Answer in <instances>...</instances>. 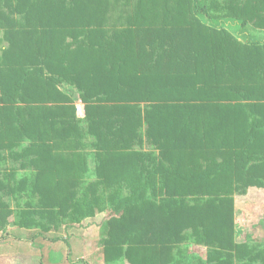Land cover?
<instances>
[{"label":"trees","instance_id":"1","mask_svg":"<svg viewBox=\"0 0 264 264\" xmlns=\"http://www.w3.org/2000/svg\"><path fill=\"white\" fill-rule=\"evenodd\" d=\"M120 3L0 0V159L26 172L0 171V232L56 241L110 205L106 264H181L186 243L201 264H264L236 239L234 199L264 190V41L224 23L264 30V0H136L111 28Z\"/></svg>","mask_w":264,"mask_h":264},{"label":"rangeland","instance_id":"2","mask_svg":"<svg viewBox=\"0 0 264 264\" xmlns=\"http://www.w3.org/2000/svg\"><path fill=\"white\" fill-rule=\"evenodd\" d=\"M136 0H121V3L116 7V9L112 12L111 18L109 21V27L111 28H124L126 27V14L132 11V4L134 5ZM225 21L224 23L227 25V30L235 35L240 40H245L247 38L257 39L258 33L257 30L252 28H248L244 31H240L238 27L233 26L234 21H230V24ZM225 25V26H226ZM246 41V40H245ZM7 44L3 40V31L0 29V52L5 49ZM62 90L75 99L77 95L76 90L71 87L64 86ZM76 107L78 109V114H83L84 107L82 104H79L77 101ZM83 153L86 156V161L89 164V167L92 169L95 167L96 162V150L94 147L93 141L88 138L84 141ZM145 148V146H144ZM9 154L3 153L2 159H0V171L4 173H8L10 171L16 172V178L12 179V186L16 184V181H19L26 172L22 171L20 168V161L14 162L8 156ZM124 195H128V191L123 192ZM235 225H236V239L239 243H247L250 245L258 246L264 248V190L262 189H253L249 190L246 195H235ZM11 200V199H10ZM14 200V199H13ZM26 201V200H25ZM23 201V202H25ZM12 208L15 207L14 201H10ZM24 204V203H23ZM23 208V206H20ZM116 212L112 206H108V208L102 212L101 214H97L94 219H84L79 224H73L64 219L63 224L60 229L54 230L56 231L58 236L62 238H68V236L73 233V236L81 234L82 232H86L87 236H85L88 241H79L83 248L82 252L88 251L89 262L93 263L99 256H103V247L100 244V241L103 237L102 226L106 223V220L109 219L112 215H115ZM14 218V217H13ZM73 239L70 236V239ZM81 240V239H80ZM183 248L187 252L188 260L181 264H201V260H205L206 252L199 248L198 245H194L191 243H186L183 245ZM87 254V253H86ZM104 258V257H103ZM101 257V260L103 259ZM82 264V263H81ZM121 264H126V261H122Z\"/></svg>","mask_w":264,"mask_h":264},{"label":"crops","instance_id":"3","mask_svg":"<svg viewBox=\"0 0 264 264\" xmlns=\"http://www.w3.org/2000/svg\"><path fill=\"white\" fill-rule=\"evenodd\" d=\"M256 30L258 35H260L257 40L264 41V30ZM144 152L154 153L158 156V151H152L146 145ZM256 189L259 190L258 188ZM90 219H94V217ZM13 220L14 218L12 217L11 221ZM39 232L37 229L20 228L14 224H10L5 231L0 232V239L2 238L3 240L0 243V264H81L82 261H86L88 264H106L104 256L100 255L95 262L91 263L88 260V256H86L89 254V250L85 251V253L84 251L82 252L83 242L81 245L79 241H88L85 237L87 236L86 232L76 236L71 233L70 236L73 241L68 240L70 236L68 238L58 236L54 230L47 236L58 238L56 241L36 238ZM199 248L203 249L207 255L208 249L206 247L199 246ZM69 253L71 254L70 257ZM101 257L104 259L103 261ZM121 262L113 264H121Z\"/></svg>","mask_w":264,"mask_h":264}]
</instances>
